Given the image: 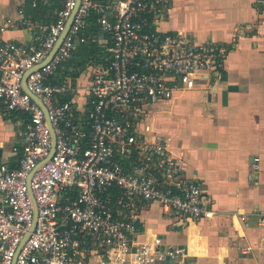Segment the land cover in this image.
Returning <instances> with one entry per match:
<instances>
[{"label": "built area", "instance_id": "built-area-1", "mask_svg": "<svg viewBox=\"0 0 264 264\" xmlns=\"http://www.w3.org/2000/svg\"><path fill=\"white\" fill-rule=\"evenodd\" d=\"M172 1L117 0L109 14L97 0H80L71 28L48 61L76 0H61L38 45L0 44V117L16 114L24 127L12 149L16 167L3 159L0 146V264H193L184 248L163 246L160 236L137 240L139 200L159 202L192 220L214 214L201 184L183 177L167 141L158 136L150 142L137 132L149 105L218 77L229 52L225 44L148 29ZM257 2L264 6V0ZM93 13L110 39L111 57L93 70L89 111L81 124L72 100H60L74 94L73 87L51 79L86 43L81 32ZM19 14L29 26L23 10ZM13 23L8 19L0 33ZM47 115L56 144L44 162L53 145ZM139 153L154 162L136 160Z\"/></svg>", "mask_w": 264, "mask_h": 264}, {"label": "crops", "instance_id": "crops-1", "mask_svg": "<svg viewBox=\"0 0 264 264\" xmlns=\"http://www.w3.org/2000/svg\"><path fill=\"white\" fill-rule=\"evenodd\" d=\"M97 1L109 14L114 12L117 0ZM61 6L60 0H0V26L14 21L0 33V44L38 45ZM20 10L29 26L20 22ZM150 22V30L225 44L229 52L218 77L149 105L137 122L140 137L167 141L183 177L201 184L213 217L192 220L159 202L139 200L137 240L160 236L163 246L184 248L193 264H264V6L257 0H173ZM101 42L108 53L105 63L91 64L87 44L78 45L74 56L85 69L76 79L65 77L74 89L71 100L81 124L89 111L93 70L111 57L108 35ZM81 66L71 63L67 71ZM11 116L0 117L9 124L0 146L3 159L13 166L12 149L20 144L24 127L18 115ZM151 157L136 154L138 161L153 163Z\"/></svg>", "mask_w": 264, "mask_h": 264}, {"label": "trees", "instance_id": "trees-1", "mask_svg": "<svg viewBox=\"0 0 264 264\" xmlns=\"http://www.w3.org/2000/svg\"><path fill=\"white\" fill-rule=\"evenodd\" d=\"M61 2V0H60ZM62 3V2H61ZM62 7V6H61ZM60 7V9H61ZM102 29L99 23V16L96 13L91 14L86 20V26L81 32V36L86 39V43L89 50V61L93 65H99L101 63H105V56L107 53V48L101 42L102 37H106L105 33L103 36L101 34ZM84 45V44H82ZM73 53L72 57L68 59L65 63L61 65V67L56 71L55 75L52 77V83H61L67 82L65 77L70 75L73 79H76L80 73L85 69V63L82 64L80 59H78ZM74 63L75 66L82 65L79 69L75 68V71L68 72L67 67ZM109 62V61H108ZM108 62L105 65H108ZM73 85V83H72ZM60 100L62 102L71 100V95H61ZM16 114H13L11 117L16 118ZM16 167V165H13Z\"/></svg>", "mask_w": 264, "mask_h": 264}, {"label": "water", "instance_id": "water-1", "mask_svg": "<svg viewBox=\"0 0 264 264\" xmlns=\"http://www.w3.org/2000/svg\"><path fill=\"white\" fill-rule=\"evenodd\" d=\"M79 4H80V0H76V6H75V8L73 10V13H72L71 17L69 18V20H68V22L66 24L65 30L62 32L61 36L59 37V40L56 43V45L53 48V50L51 51L49 57L47 58V61L50 60L55 55V53L57 52L59 46L62 44L65 36L67 35L69 29L71 28V25L73 23L74 16H75V14H76V12H77V10L79 8ZM23 88H24L25 91H27V88H26V76H25L24 81H23ZM39 104H40V106L42 108H44V110L46 111V114H47V109H46L45 105L42 102H40ZM47 121H48V124H49V126H50V128L52 130L53 145H52L51 152H50L49 156L44 160V162L48 161L53 156L54 151H55V144H56L55 134H54L53 128L51 126V123L49 121L48 115H47ZM30 179H31V175L29 176V179H28V184L29 185H30ZM29 192H30L31 197L33 198L32 192L31 191H29ZM36 220H37V210L35 209V216H34V221H33V225H32V228L31 229L34 228V226L36 224Z\"/></svg>", "mask_w": 264, "mask_h": 264}, {"label": "rangeland", "instance_id": "rangeland-1", "mask_svg": "<svg viewBox=\"0 0 264 264\" xmlns=\"http://www.w3.org/2000/svg\"><path fill=\"white\" fill-rule=\"evenodd\" d=\"M9 124H7V122H5L3 119L0 118V135H2L3 131H7V128ZM20 126V125H17Z\"/></svg>", "mask_w": 264, "mask_h": 264}]
</instances>
